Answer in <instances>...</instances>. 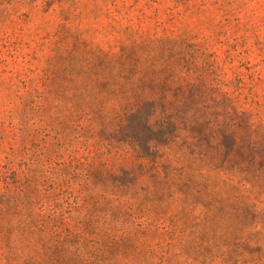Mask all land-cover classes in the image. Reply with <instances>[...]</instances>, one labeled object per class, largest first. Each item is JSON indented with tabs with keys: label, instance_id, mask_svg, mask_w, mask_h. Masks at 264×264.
Wrapping results in <instances>:
<instances>
[{
	"label": "rangeland",
	"instance_id": "rangeland-1",
	"mask_svg": "<svg viewBox=\"0 0 264 264\" xmlns=\"http://www.w3.org/2000/svg\"><path fill=\"white\" fill-rule=\"evenodd\" d=\"M0 264H264V0H0Z\"/></svg>",
	"mask_w": 264,
	"mask_h": 264
},
{
	"label": "trees",
	"instance_id": "trees-1",
	"mask_svg": "<svg viewBox=\"0 0 264 264\" xmlns=\"http://www.w3.org/2000/svg\"><path fill=\"white\" fill-rule=\"evenodd\" d=\"M67 57H68V59H69V61H73V62H76V60H82V59H84L85 57H83L82 55H79V54H70V53H68L67 54ZM103 57V56H102ZM95 60L96 61H99V58L97 57V58H94L93 59V61L95 62ZM142 103H143V101H139V102H135V103H133V105H132V109H131V111L134 113H137L139 116H137V117H142V115H143V113H142V115H141V105H142ZM155 110H157V109H155ZM132 114V115H136V114ZM156 113V112H155ZM125 116H127V115H122V117H124L125 118ZM122 117L120 118V121H121V119H122ZM164 114H160V118H159V114H158V118L155 120V122H158V123H160L161 125H162V127H166L167 125L169 126L171 123H174L175 121L174 120H171L170 122L171 123H165L164 122ZM153 120H154V117H153V114H151V115H149L147 118H146V121H145V123L143 124V126L144 127H146V128H149V130H151V131H153L154 129H155V124L153 123ZM126 122V121H125ZM168 130H170L169 128L167 129V131ZM164 131H165V129H164ZM166 137H168V135H165ZM253 143H251V145H252ZM249 151V149L247 148V150H246V152H248ZM252 151V150H251ZM241 152H243V153H245V151H241ZM195 157H197V159L200 161V158H203V157H201V156H195ZM208 155L207 156H205V158L207 159V160H209L208 158Z\"/></svg>",
	"mask_w": 264,
	"mask_h": 264
},
{
	"label": "clouds",
	"instance_id": "clouds-1",
	"mask_svg": "<svg viewBox=\"0 0 264 264\" xmlns=\"http://www.w3.org/2000/svg\"><path fill=\"white\" fill-rule=\"evenodd\" d=\"M118 111H119V109L117 108V109H116V112H118ZM116 112H114V113H113V115H115V114H116ZM110 118H111V117H110ZM33 123H34V122H33Z\"/></svg>",
	"mask_w": 264,
	"mask_h": 264
}]
</instances>
